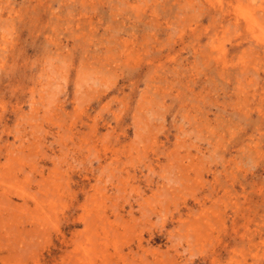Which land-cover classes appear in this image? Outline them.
I'll list each match as a JSON object with an SVG mask.
<instances>
[{
  "label": "rangeland",
  "instance_id": "374dc122",
  "mask_svg": "<svg viewBox=\"0 0 264 264\" xmlns=\"http://www.w3.org/2000/svg\"><path fill=\"white\" fill-rule=\"evenodd\" d=\"M0 264H264V0H0Z\"/></svg>",
  "mask_w": 264,
  "mask_h": 264
}]
</instances>
